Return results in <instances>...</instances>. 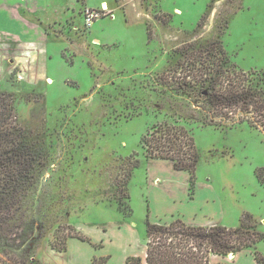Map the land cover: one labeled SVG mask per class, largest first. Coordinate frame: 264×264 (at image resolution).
Here are the masks:
<instances>
[{"label": "rangeland", "instance_id": "374dc122", "mask_svg": "<svg viewBox=\"0 0 264 264\" xmlns=\"http://www.w3.org/2000/svg\"><path fill=\"white\" fill-rule=\"evenodd\" d=\"M87 8L106 14L87 27ZM37 16L51 34L52 83L40 74L42 48L11 44L0 51V118L12 106L13 119L44 158L38 182L1 232L0 264H68L64 250L77 232L88 237L81 239L87 246L79 264L108 256L107 264L111 256L119 264L135 251L128 235L112 230L97 242L85 231L125 217L145 239L148 214L152 221L164 210L152 170L171 179V166L148 161L143 146L161 123L182 124L193 134L196 179L212 178L225 208L252 212L264 233V182L256 174L264 166V97L251 96L247 109H225L237 120L249 115L259 127L204 125L196 90L163 84L190 82L181 53L189 43L220 40L240 69L264 73V0H53ZM175 182L185 187L186 173ZM256 249L264 257V239Z\"/></svg>", "mask_w": 264, "mask_h": 264}, {"label": "trees", "instance_id": "16d2710c", "mask_svg": "<svg viewBox=\"0 0 264 264\" xmlns=\"http://www.w3.org/2000/svg\"><path fill=\"white\" fill-rule=\"evenodd\" d=\"M181 53L183 61L190 67V72L187 73L190 82L185 77L181 78L182 82L179 81V84L171 81H164L163 84L180 93L187 91L185 86L188 84L196 90L193 93L202 99L198 105L203 115L202 124L232 126L236 122L247 121L252 126L259 127L249 115L237 120L225 109L237 106L247 109L251 96L260 94L264 97V77H261L264 73L240 69L231 61L220 40L211 42L206 47L189 43ZM8 110L10 113L0 118V236L5 225L20 209L23 199L38 182V172L44 165L41 152L28 142L23 128L13 119L12 106ZM143 146L148 158L171 160L176 170L189 171L190 191L193 193L200 154L193 134L184 125H155L144 136ZM139 164L137 159L132 170ZM256 174L264 182V166ZM121 192L124 196V190L121 189ZM130 213L131 207L128 210V214ZM245 218L250 224L243 221L238 227L221 224L194 226L181 219L160 224L147 218L146 259L143 261L140 256H129L126 264H211V256L214 254L227 256L244 249H251L257 261L264 264V257L256 249L257 243L264 239V233L258 230V222L253 215L247 214ZM69 237L88 239L80 232ZM64 252H67V248ZM108 259L109 256L94 261L95 264H107Z\"/></svg>", "mask_w": 264, "mask_h": 264}, {"label": "crops", "instance_id": "0c3cea01", "mask_svg": "<svg viewBox=\"0 0 264 264\" xmlns=\"http://www.w3.org/2000/svg\"><path fill=\"white\" fill-rule=\"evenodd\" d=\"M51 1L53 0H0V51L11 44L33 47L35 49L42 48L45 73L40 72V74H46L45 78L47 79H53L49 75L50 58L47 48L51 34L46 30L37 14L39 11H46ZM147 159L151 162L156 161V165L166 162L171 166V172H169L171 179L168 180L162 178L160 175L161 172L156 171L155 168L152 170L155 175L152 176L154 178L152 181L153 184L151 185L158 189L159 197L157 200L162 203L164 210L161 214H157V219H153L152 221V218L150 219L151 214H148L147 218H149L151 222L168 224L176 219H181L187 224L194 226H213L220 223L234 226L237 225V219V223L240 225L241 220L245 218L247 214L252 215V212L248 210L237 213V211L232 208L233 206H228V209H226L221 197V189L213 184L212 178H208L207 180L196 179L194 191L191 193V174L189 171L176 170L171 160L159 158ZM183 172L187 175V182L185 187H180L178 183L175 182V179H177V174ZM148 210L152 212L150 208ZM230 216L235 219L231 220L229 218ZM226 218L229 219L230 222H228ZM131 222L133 221H129L124 217V219L113 223L111 227H109V225L93 227L91 230H86L85 233L91 238H93L92 235H95V240L97 242H99V240L102 241V236H109L112 230L113 232H120V234L124 236L128 235L135 239V251L124 253L118 260L119 264H126V260L129 256H141L143 261H145L147 255V240L142 238L140 231L137 230L138 226L133 223L131 224ZM83 242L84 241H81V239L77 237L68 238V264L82 263L79 251L85 250L87 246H84L85 243ZM233 255L234 256H223L214 254L211 256V264H261L257 261L251 249H244L235 254L233 253ZM112 259L113 257L111 256L109 264H111Z\"/></svg>", "mask_w": 264, "mask_h": 264}, {"label": "built area", "instance_id": "2783aa9c", "mask_svg": "<svg viewBox=\"0 0 264 264\" xmlns=\"http://www.w3.org/2000/svg\"><path fill=\"white\" fill-rule=\"evenodd\" d=\"M105 14H106V12L101 14V13L97 12L96 10L87 8L85 10L86 26L91 27L93 25L95 19H97L99 16H105Z\"/></svg>", "mask_w": 264, "mask_h": 264}, {"label": "bare ground", "instance_id": "6f19581e", "mask_svg": "<svg viewBox=\"0 0 264 264\" xmlns=\"http://www.w3.org/2000/svg\"><path fill=\"white\" fill-rule=\"evenodd\" d=\"M53 81H52V79L51 78H49L48 79V83H52Z\"/></svg>", "mask_w": 264, "mask_h": 264}, {"label": "water", "instance_id": "95a60500", "mask_svg": "<svg viewBox=\"0 0 264 264\" xmlns=\"http://www.w3.org/2000/svg\"><path fill=\"white\" fill-rule=\"evenodd\" d=\"M230 256H234V255H233V253H231V255H230Z\"/></svg>", "mask_w": 264, "mask_h": 264}]
</instances>
